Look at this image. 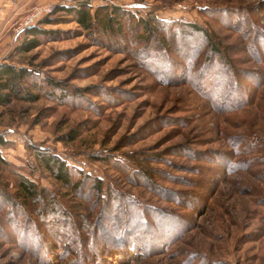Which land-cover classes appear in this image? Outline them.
I'll use <instances>...</instances> for the list:
<instances>
[{
    "label": "rangeland",
    "instance_id": "rangeland-1",
    "mask_svg": "<svg viewBox=\"0 0 264 264\" xmlns=\"http://www.w3.org/2000/svg\"><path fill=\"white\" fill-rule=\"evenodd\" d=\"M20 1L1 21L0 62L32 7L51 3L55 20L11 56L34 69L39 98L0 107V264H264V0H33L17 13ZM80 1L117 7L120 25L55 12ZM19 177L40 194L23 198Z\"/></svg>",
    "mask_w": 264,
    "mask_h": 264
},
{
    "label": "trees",
    "instance_id": "trees-1",
    "mask_svg": "<svg viewBox=\"0 0 264 264\" xmlns=\"http://www.w3.org/2000/svg\"><path fill=\"white\" fill-rule=\"evenodd\" d=\"M91 10L92 7L89 5L87 1H80L77 5H69V6L57 5L55 7V12H63L66 15L72 16L74 20L79 24V26L85 30H91L96 26H100L101 30L104 29V31L113 32L114 25L117 26L120 25V24H116L115 22L113 23L114 18L119 17L120 15L117 7H115V12H113L112 15L108 14L107 9L103 7L96 8L93 13ZM51 14L52 13L45 15L43 18H41V20L39 19L38 23H36L38 21L37 20L33 25H30L23 29L25 37L15 45L11 56L30 52L31 50L38 47L42 43L41 41L42 36L50 35L53 33V31L51 30L40 27V24L54 23L55 19L50 17ZM145 20L146 19L137 20L135 21V23H133V25L142 24L143 26H145L146 29L151 30L152 27L150 25V21L148 20L145 21ZM161 24H167V23L162 22ZM185 26L192 29L193 32L197 34L199 38L202 39V44L204 45L205 43L206 47L207 46L209 47V50L207 51H211L216 54L220 52L219 51L220 49L217 47V44L211 42L210 35L203 27L196 24H189V25L186 24ZM181 33L184 36L186 32H181ZM262 36H263L262 41H264V34ZM185 50L190 51L187 48ZM11 56L9 55L7 58H5L3 61L0 62V107L7 106L15 100L35 101L39 98L38 94L33 93L28 89V87L31 85L33 87L37 86V83L34 84L36 82L34 81V78L37 75L34 69L29 68L25 65H16L12 63ZM207 67H205L204 65L201 71L204 70L205 72H207L208 70ZM209 73L211 72L209 71ZM211 77L212 76H210V78ZM76 136L77 133L75 131L68 134L69 140L75 139ZM7 143L8 141L5 139L4 135L0 133V163L4 162V159L1 154V149ZM44 162L46 166H48L49 170L54 174V176L57 179H59L61 182H63L64 184H69L71 182V173L69 172L67 165L63 161L57 158L50 157V158H44ZM92 186L96 194L95 197L98 198L99 200L100 195L102 193L101 183L98 180H96L94 181ZM17 189L18 192L23 196V198H27V199H34L41 192V189H39L32 181L27 180L25 177H19L17 183ZM98 200L96 199L95 201ZM47 204L52 205L51 213L54 214V210H55V208L53 207L54 203H50L48 201ZM115 210L116 213H118V215L114 213V216L115 215L121 216L125 214L122 211V208L120 207L119 204H116ZM111 211L114 210L111 209ZM124 220L129 221L127 226L122 231H116L115 235L119 236L122 233V236L124 237L126 232L129 231V228L131 227L130 225H132L133 217H128L127 215V217L124 218Z\"/></svg>",
    "mask_w": 264,
    "mask_h": 264
},
{
    "label": "built area",
    "instance_id": "built-area-1",
    "mask_svg": "<svg viewBox=\"0 0 264 264\" xmlns=\"http://www.w3.org/2000/svg\"><path fill=\"white\" fill-rule=\"evenodd\" d=\"M53 9L54 6L51 3L39 4L32 7L30 12L25 16L19 31H21L23 28L33 25L37 20L51 13Z\"/></svg>",
    "mask_w": 264,
    "mask_h": 264
},
{
    "label": "crops",
    "instance_id": "crops-1",
    "mask_svg": "<svg viewBox=\"0 0 264 264\" xmlns=\"http://www.w3.org/2000/svg\"><path fill=\"white\" fill-rule=\"evenodd\" d=\"M14 0H0V27L2 26L1 23L3 24V22H1L6 15H8V11H10V9L13 8L14 6ZM36 1V0H34ZM27 2H33V0H21L20 1V7L17 9V13L19 12H23V8H25V6H27L26 4H28ZM13 13V12H12ZM8 40V39H7Z\"/></svg>",
    "mask_w": 264,
    "mask_h": 264
}]
</instances>
